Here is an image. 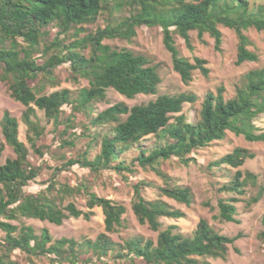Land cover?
<instances>
[{"label":"trees","instance_id":"trees-1","mask_svg":"<svg viewBox=\"0 0 264 264\" xmlns=\"http://www.w3.org/2000/svg\"><path fill=\"white\" fill-rule=\"evenodd\" d=\"M103 12L106 22L79 37L83 25L94 24ZM220 25L237 34L236 65L259 59L258 53L249 49L252 43L244 31L264 30V3L257 5L251 0H0V80L7 83L11 98L24 106L21 120L26 126L28 143L18 136V119L4 111L1 132L15 157L0 164V216L9 220L34 218L60 225L69 217L89 219L94 208L100 207L105 230L95 239H53L46 228L37 233L31 225L18 227L0 220V229L5 232L0 238V264H18V257L28 264L42 258L52 264L97 261L213 264L209 258H227L229 247L241 233L222 234L206 218H199L191 235L178 231L176 224L161 228V217L180 218L184 212L161 198H146L142 186L148 183L144 180L132 184L131 209L140 224L157 232L156 240L134 235L119 244L107 233L122 225L127 211L125 204L96 194L86 180L70 183L56 178L59 171L75 165L95 173L114 171L121 175L134 174L137 168H150L162 178V184L157 186L160 196L189 206L190 188L176 184L165 172L162 165L166 161L175 159L188 164L198 149L224 139L227 132L242 135L249 142L264 143V131L254 123L257 116L264 114V66L248 70L231 97H225L222 85L215 92L207 91L193 121H187L180 113L185 103L197 101L198 96L193 92L158 94L147 103L131 107L118 102L94 112L93 104L105 100L109 89L133 98L138 94H157L161 83L158 63L126 47L117 49L103 44L104 38L130 41L138 28L158 27L173 70L184 83H189L195 70L208 76L207 61L199 56L190 61L183 56L174 35H179L193 49L190 32L196 31L199 38L207 33L219 50L223 36ZM52 30L55 34L50 37ZM69 36L73 39L63 41ZM86 46L90 49L84 54L82 50ZM64 62H69L73 75L87 79L88 84L75 96L68 88L42 93L46 79ZM63 106L70 107L67 116L62 115ZM36 108L53 122L54 149L52 145L45 149L39 144L45 126ZM74 109L85 112L80 128L74 126L71 118ZM92 127L104 129L92 131ZM147 136L157 140L144 145ZM82 138L87 139L86 149L76 150L74 154L62 150L74 148ZM94 142L99 143L100 149L91 158L89 152ZM3 148L0 142V156ZM130 148H136V153H130ZM33 155L38 157V162ZM46 156H53L61 163L47 181L37 190H31L29 186L40 174ZM253 157L254 153L248 149L236 146L209 163L217 169L223 165L235 169L229 180L218 187L219 192L231 194L217 200L220 221L239 223L235 203L243 200L250 208L261 199L264 188L258 175L240 168ZM79 196L84 197L86 210L74 202ZM65 200L68 201L63 205ZM262 225L258 237L264 248V218Z\"/></svg>","mask_w":264,"mask_h":264},{"label":"rangeland","instance_id":"rangeland-1","mask_svg":"<svg viewBox=\"0 0 264 264\" xmlns=\"http://www.w3.org/2000/svg\"><path fill=\"white\" fill-rule=\"evenodd\" d=\"M257 5L264 3V0H251ZM106 22V14L103 12L94 24H84L83 30L79 37L84 36L87 32L95 29L97 25H103ZM223 36L220 49L216 50L214 47V39L207 33H204L202 38L197 36L196 31L190 32L191 44L193 49H189L179 35L175 34L176 46L180 49L183 56L193 61L194 56H199L206 59V66L209 68L208 76H204L199 70L193 72V78L189 83H184L177 72L172 68V61L170 53L166 50L162 40V32L158 27H140L137 29L136 36L128 41L121 38L102 40L103 44H107L112 48L126 47L135 53H141L147 56L153 63L159 64V74L161 83L158 86L157 94L145 95L138 94L133 98H127L119 92L109 89L107 91L106 99L94 103V112L97 113L110 105L118 102H123L128 107L144 104L153 100L158 94H177L180 92H193L198 96L195 103H185L182 113L187 121L196 120L201 107L203 96L207 91H216V88L222 85L225 89L224 95L226 98L235 94V88L242 83L243 75L250 69L264 66V30L258 31L255 28H249L244 33L251 41L249 49L258 53L259 59L257 61H246L240 65H236V57L238 50V37L233 29H229L222 25L219 26ZM55 30L51 31L50 37H53ZM73 36L63 38L67 42ZM90 47L86 46L82 53L87 54ZM40 57H43L40 56ZM36 80L35 82H38ZM41 81V80H40ZM45 87L42 93H50L53 90L68 88L72 95L75 96L77 91L88 84L87 79L76 77L73 75L69 62H64L58 65L49 79H46ZM40 85V84H39ZM38 85V86H39ZM63 116H67L70 107L63 106ZM24 106L11 98L6 82L0 80V120L4 111H8L11 115L18 119V136L26 145V126L21 120V113ZM38 117L41 119V124L45 126V134L39 140L42 148H47L52 145L54 149L52 134L53 122L44 117L43 111L36 108ZM71 118L75 123L74 126L79 127L84 121V111L82 109H74L71 112ZM177 113V114H180ZM176 114V115H177ZM125 116H123L124 118ZM255 125L259 130L264 131V114H260L254 119ZM60 128L62 126H59ZM101 129V130H100ZM104 128L92 127L93 130L103 131ZM87 139L82 138L78 140L75 147L63 148L65 153L72 154L76 150L87 148ZM157 138L154 136H147L143 141L144 145H151ZM0 142L3 143L4 148L0 156V164L4 163L6 158L15 157L12 148L5 142L0 127ZM57 144V143H56ZM240 146L248 149L254 153L253 158H248L240 167L243 170H250L258 175L259 182L264 188V143L263 142H249L244 139L242 135H236L233 132H227L224 139L212 142L210 145L198 149L196 153L192 154L194 160H190L188 164L180 163L177 160H168L162 167L165 172L180 186H187L192 193V202L189 206L179 203L167 196H160L158 185L162 184V178L157 175L150 168L144 170L137 168L134 174L124 172L123 175L114 171H105L101 173L91 172L86 168L80 166H72L69 170H62L57 173L56 178L59 181H69L75 183L78 180H86L91 185V189L100 196L113 199L117 202L124 203L127 211L123 215L122 225L117 227V230L112 233H107L112 241L116 243H123L124 240L134 236L140 235L144 238H151L156 240L157 232L148 228L146 224H140L131 209V200L133 197L132 184L141 179L146 183L142 186V194L148 199L161 198L176 209L184 212V216L180 218L161 217V228H165L169 224H176L178 231L184 235H191L199 218H206L210 225H212L220 233L233 236L241 233L233 246L229 247L227 258H209L213 264H264V248L261 240L258 237L259 232L263 229L262 219L264 218V192L261 199L247 208L245 202L240 200L235 203L237 207L236 219L239 223L220 221L217 218V200L222 197L230 196L218 191V187L229 180V174L235 169L223 165L222 168L217 169L211 167L209 163L221 155L231 151L234 147ZM99 143H93L90 148V157L92 158L99 152ZM130 153H136V148H130ZM77 153V152H75ZM34 161L39 159L36 155ZM44 163H42V170L36 180L29 186L31 190H37L42 183L47 181L55 170V167L60 165V161L53 156H46ZM128 162L129 159H128ZM68 200L63 202V205ZM76 205L86 210L84 197H76L74 199ZM104 215L100 207L94 208V214L89 219L83 217H69L63 220L62 224L56 225L49 221H41L39 219L18 217L16 219H7L0 216V220L9 221L12 224L20 227L22 224L31 225L37 233L41 229L46 228L52 235L53 239L60 237L73 238L81 241L83 238L95 239L99 233L104 230ZM5 232L0 229V238L4 237ZM237 249V250H236ZM18 264H28L22 257H18ZM33 264H52L47 259H38ZM93 264H124L123 262L105 261L95 262Z\"/></svg>","mask_w":264,"mask_h":264}]
</instances>
